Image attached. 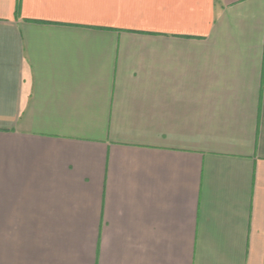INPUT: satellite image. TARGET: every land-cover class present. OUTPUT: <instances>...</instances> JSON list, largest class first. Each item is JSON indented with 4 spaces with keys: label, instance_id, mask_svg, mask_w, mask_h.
Instances as JSON below:
<instances>
[{
    "label": "crops",
    "instance_id": "obj_1",
    "mask_svg": "<svg viewBox=\"0 0 264 264\" xmlns=\"http://www.w3.org/2000/svg\"><path fill=\"white\" fill-rule=\"evenodd\" d=\"M0 264H264V0H0Z\"/></svg>",
    "mask_w": 264,
    "mask_h": 264
}]
</instances>
